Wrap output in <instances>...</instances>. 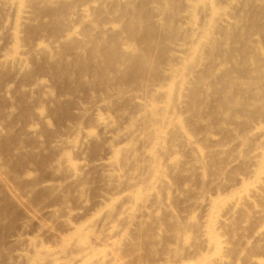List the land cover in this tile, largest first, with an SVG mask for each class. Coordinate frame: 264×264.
<instances>
[{
    "label": "bare ground",
    "instance_id": "6f19581e",
    "mask_svg": "<svg viewBox=\"0 0 264 264\" xmlns=\"http://www.w3.org/2000/svg\"><path fill=\"white\" fill-rule=\"evenodd\" d=\"M0 17L11 23L9 29L0 27V40L12 44L8 59L0 61V93L8 99L13 88L11 94L19 95L23 129L32 117L48 125L50 115L58 135L59 126L79 121L97 125L101 137L114 132L119 146L94 159L95 167L103 174L118 167L139 174L146 169L153 176L145 188L140 179L131 185L129 177L105 176L110 184L135 190L139 208L121 209L129 225L147 221L148 197L174 219V204L159 199L170 195L173 181L212 184L229 170H247L252 183L242 178V191L214 206L208 202L204 207L212 215L202 223L186 228L184 219H175L176 248L163 245L193 264H264L255 246L239 245L249 225L264 223V0H0ZM42 77L51 81L48 90ZM160 82H166L163 94L153 97L150 91ZM99 100L115 107V125L90 114ZM36 105L49 115L37 112ZM7 117H0L2 203L15 188L36 191L41 179L24 168L43 149L85 147L99 139L87 129L80 140L42 133L44 142L35 139L30 151L22 129L16 130L10 113ZM56 171L74 180L54 188L57 197L76 190L83 177L62 162ZM39 223L54 232L53 225ZM80 233L76 229L62 237L67 244L59 256L43 252L25 261L72 264L65 258L76 253L73 261L80 264H125L117 257L122 243H109L107 258L98 259L92 246L76 242ZM188 237L193 242H184ZM251 238L264 242V227L253 230ZM94 239L103 244L100 236ZM200 247L209 252L201 255ZM183 250L192 254L181 255Z\"/></svg>",
    "mask_w": 264,
    "mask_h": 264
},
{
    "label": "rangeland",
    "instance_id": "374dc122",
    "mask_svg": "<svg viewBox=\"0 0 264 264\" xmlns=\"http://www.w3.org/2000/svg\"><path fill=\"white\" fill-rule=\"evenodd\" d=\"M9 25L11 23L8 17L6 19L0 17L2 29ZM8 40L7 38L4 41L0 40V61L7 60L6 57L10 54L12 44ZM41 79L42 85H44L42 88L48 90L51 81L47 77ZM165 83L160 82L153 86V91H150L153 93V97L163 94ZM12 90L13 88H9L8 99L0 93V102L3 103L4 108L0 117L8 118L7 114L9 113L13 116L11 119L15 123L14 126H16V130L22 129V134L26 135L25 143L30 151L31 144L35 139L44 142V138L39 137V134L43 133L42 135L46 137L54 135V133L58 135L55 119L46 111L42 112L41 108L37 106L38 104L35 106L36 111H41L40 114L43 115H49L48 125L38 123L32 117L28 122L29 125L32 124L23 129L25 119L21 115L19 95L11 94ZM139 93L141 94V92ZM97 104L100 108L94 106L96 111L92 110L94 113L91 111V115L95 114L97 117H105L117 122L119 115L115 114V107L103 100H99ZM82 127L84 128L81 131L80 128ZM97 127V125L88 126V123L80 121L59 126L61 134L58 136H63L69 140H80L85 136L86 129L89 134L96 135L99 139L85 147L75 145L72 147V145L63 144L59 149H43L37 155L36 162L28 163L24 168V170L30 169L32 178L41 179L42 182L36 187V191H29L30 189L25 185L18 189L15 188L16 191L10 194L4 203L0 201V249H2L0 264H30V262L25 261V258L30 260L43 252L57 257L60 255V252L57 253V251L64 244H67V240H63L62 237H68L69 233L76 229L81 231L76 237V242L80 245L89 244L92 246L90 253H97L98 259L107 258L105 256V253L108 252L107 245L117 242L122 243V249L118 252L117 257L122 259L125 264H193L194 260L184 259L183 261L167 249L168 247L176 248L174 236L177 233L174 230V220L184 219L182 226L186 228L194 223H202L204 219H208L212 215V210L204 207L208 202L211 201L214 206L218 199H225L237 190L242 191L244 189L240 185L242 178L248 183L254 181L250 173L242 169H237L235 173L229 170L221 176L217 183L212 184L201 182L191 186L182 180H177L176 184L173 181L171 182L170 195L161 194L159 199L174 204V209L172 208L175 212L174 219H171L168 210L157 209L155 205L153 206V200L148 197L144 211V217H147V221L144 224L136 222L129 225L124 221L121 209L124 206L139 208L140 203L135 196V190L132 187L124 188L118 187L114 183L110 184L108 180L106 181L105 176L129 177L131 185L140 179L143 188L153 184V176L146 169L143 172L140 171L139 174L138 170H126L122 167H118L115 171L104 174L102 171L101 173L100 169L95 167L94 159L104 156L108 148L116 149L119 145L118 136H113L114 132L111 134L112 136L110 135L112 132H110L104 134L105 137L103 135L101 137L102 131H99ZM138 154H142L140 148H138ZM43 160L46 162L41 165L39 162ZM112 160L110 158L107 161L111 162ZM58 162H62L66 167H76L78 174L83 177L80 179L76 190L57 197L53 191L54 188H64L74 181L66 173L56 171ZM15 212H19V216L16 217ZM106 213L109 214L108 218L103 220V215ZM39 222L53 225L54 232H49ZM90 224L92 230L88 231L87 228ZM263 227L264 223L254 221L242 234L244 236L242 240H239L238 237L241 247L252 249L255 246L256 252L254 254L258 259H264V242L254 243L251 235L253 230H260ZM95 236H100L103 244L95 242ZM178 239L183 238L178 235ZM184 242H193V238L188 237ZM28 245H31L30 248ZM198 252L205 255L209 249L200 247ZM188 254H192V252L183 250L181 255ZM74 255L76 253L67 256L65 260L72 264H80L73 261ZM237 264L242 263L237 260Z\"/></svg>",
    "mask_w": 264,
    "mask_h": 264
}]
</instances>
